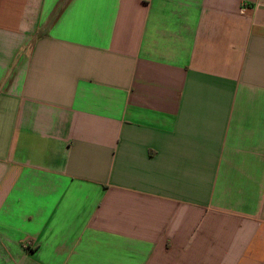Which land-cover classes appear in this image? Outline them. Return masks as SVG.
<instances>
[{
  "label": "crops",
  "instance_id": "obj_1",
  "mask_svg": "<svg viewBox=\"0 0 264 264\" xmlns=\"http://www.w3.org/2000/svg\"><path fill=\"white\" fill-rule=\"evenodd\" d=\"M0 264H264V0H0Z\"/></svg>",
  "mask_w": 264,
  "mask_h": 264
},
{
  "label": "built area",
  "instance_id": "obj_2",
  "mask_svg": "<svg viewBox=\"0 0 264 264\" xmlns=\"http://www.w3.org/2000/svg\"><path fill=\"white\" fill-rule=\"evenodd\" d=\"M244 8H246V7L244 6Z\"/></svg>",
  "mask_w": 264,
  "mask_h": 264
}]
</instances>
